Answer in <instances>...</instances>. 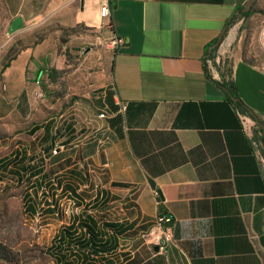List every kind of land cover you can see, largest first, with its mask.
Returning <instances> with one entry per match:
<instances>
[{"label":"crops","instance_id":"0c3cea01","mask_svg":"<svg viewBox=\"0 0 264 264\" xmlns=\"http://www.w3.org/2000/svg\"><path fill=\"white\" fill-rule=\"evenodd\" d=\"M247 1L110 0L102 18L104 0H0L11 22L22 17L25 32L44 31L43 47L22 50L1 72L2 117L16 103L30 111L31 81L45 77V60L30 65L33 54L57 56L59 45L79 38L72 37L77 26L126 40L104 89L71 99L58 118L33 122L30 133L37 129L58 156L33 182L27 159L28 207L39 206L38 189L47 184L52 197L72 191L98 226L119 229L103 228V239L117 241L105 255L125 257L122 264H264V65L237 56L228 77L211 64L215 50L207 52ZM64 29L72 35L61 42ZM55 61L71 65L65 54ZM208 73L231 79L250 113ZM161 215L173 221L159 224Z\"/></svg>","mask_w":264,"mask_h":264},{"label":"rangeland","instance_id":"374dc122","mask_svg":"<svg viewBox=\"0 0 264 264\" xmlns=\"http://www.w3.org/2000/svg\"><path fill=\"white\" fill-rule=\"evenodd\" d=\"M11 20L12 17L0 3V76L3 64L10 58L16 57L22 50L43 47L40 44L44 39L42 29L37 27L25 32V27H22L9 33ZM263 27L264 0H257L253 5L252 15L244 17L237 13L227 27L221 44L211 58L213 68L223 70L229 77V70L237 56L254 64L264 65V46L260 38ZM71 33V30L64 29L60 33L61 42H66ZM73 33L75 35L72 37L79 38L75 37L65 50L59 45L55 56L59 59L60 55L65 54V60L71 62V65L66 63L67 66L63 62V68H60L55 57L50 60L46 57L45 50L41 54H33L30 65L36 60H45L40 62L43 70L40 74L44 72L45 77L42 80L35 77L31 81V85L36 87L32 90V108L25 113L23 104L14 103L13 112L7 117L0 116V264H58L50 253L54 236L69 221L70 215L81 211L69 192L58 190L55 192L58 195L52 197L48 184L46 187L43 184L44 188L38 189L37 200L40 204L37 212L31 214L27 209L26 193L33 194L34 189L28 183L22 167L30 157L33 182L44 169L50 172L58 156L51 144L43 146L39 142L37 129L30 133L34 125H37L33 122L42 123L58 118L70 105L71 99L98 93L110 83L111 61L117 50L107 46L111 36L103 34L101 29L100 32L93 31L92 28L89 31L81 25ZM45 35L51 39L56 36L54 30ZM87 35H90V40ZM72 93L75 95H71ZM47 105L52 107L48 109ZM80 146L89 149L90 137ZM53 186L57 188L56 184ZM53 199H57L60 205L49 208V211L47 207Z\"/></svg>","mask_w":264,"mask_h":264},{"label":"trees","instance_id":"16d2710c","mask_svg":"<svg viewBox=\"0 0 264 264\" xmlns=\"http://www.w3.org/2000/svg\"><path fill=\"white\" fill-rule=\"evenodd\" d=\"M238 13L244 17H249L253 13V7L248 11H244L242 6L239 8ZM235 16L236 14L230 18L226 25V29ZM217 40L218 38H216L209 45L207 52H209V48L213 46ZM219 45L215 47L213 51L216 50ZM212 54L213 53H211V55ZM12 59L13 58H10V60L3 64L2 71L9 65ZM229 72L231 74L232 69H230ZM208 76L212 81L224 89L227 97L236 107L250 113V109L238 96L231 79H224L223 81L219 82L216 81L209 73ZM233 96L235 99H232ZM17 155L18 153L15 155V158ZM9 163L10 162H8V164ZM4 167L7 168V165ZM22 167L24 170L23 173L26 174L27 165H23ZM70 194L75 198V204L81 207V211L78 214H74L73 216L70 215L71 223L63 225L58 233L54 236V242L50 250L51 255L54 256L58 264H122L125 260V257L123 260H120V257L110 258L108 255H105V253H109L112 250L117 249V241L115 240L113 243L114 247H112V249L108 246L110 243H107V239H103V228L111 229L116 235L120 233L119 229L110 222H104L101 226H98L99 220L95 216L90 215V207H82V204L78 202L72 191H70ZM27 209L32 212L31 214H35L37 212L38 206L34 208H29L27 206ZM56 209L58 210L59 208ZM49 211H51V209H49ZM62 211L63 213H66L63 209Z\"/></svg>","mask_w":264,"mask_h":264},{"label":"built area","instance_id":"2783aa9c","mask_svg":"<svg viewBox=\"0 0 264 264\" xmlns=\"http://www.w3.org/2000/svg\"><path fill=\"white\" fill-rule=\"evenodd\" d=\"M110 12H111V6H110V0H104V2L102 3L101 5V8H100V13H101V17L102 18H108L110 16ZM260 38H261V42L264 46V27L262 28L261 30V34H260ZM126 44V40L124 38H120V37H112L111 39H109L108 41V44L107 46L109 48H120L121 46H124ZM100 117L104 118V117H107V114L106 112L102 111L100 114H99ZM94 134H90L88 135L86 138H92ZM55 152H57L56 148H55ZM75 203V201H74ZM173 219L172 217L170 216H159L158 217V223L159 224H162V223H165V222H172ZM169 239H167L168 241ZM159 245L161 247H163L164 243L162 240H160L159 242Z\"/></svg>","mask_w":264,"mask_h":264},{"label":"water","instance_id":"95a60500","mask_svg":"<svg viewBox=\"0 0 264 264\" xmlns=\"http://www.w3.org/2000/svg\"><path fill=\"white\" fill-rule=\"evenodd\" d=\"M256 1L257 0H248L243 5L244 11L250 10L253 7V5L255 4ZM22 27H24V21H23L22 17H17V18H15L12 21V23L10 25V28H9V33H14L16 31H18L19 29H21ZM225 31H226V28L224 29L222 34L218 37L217 42L213 46L210 47L209 53H212L213 49L215 47H217L219 44H221ZM232 99H235L234 96L232 97ZM159 249H160L159 245H155L154 250L155 251H159Z\"/></svg>","mask_w":264,"mask_h":264}]
</instances>
